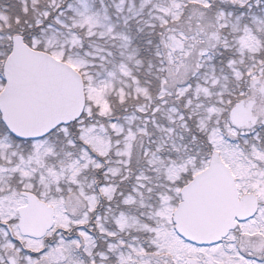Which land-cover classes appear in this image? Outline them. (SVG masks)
<instances>
[{
    "label": "snow or ice",
    "instance_id": "6c2138e0",
    "mask_svg": "<svg viewBox=\"0 0 264 264\" xmlns=\"http://www.w3.org/2000/svg\"><path fill=\"white\" fill-rule=\"evenodd\" d=\"M0 264H264V0H0Z\"/></svg>",
    "mask_w": 264,
    "mask_h": 264
}]
</instances>
